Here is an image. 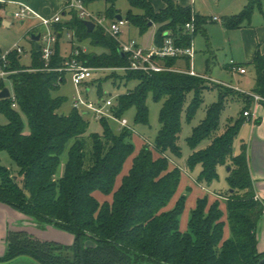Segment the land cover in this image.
<instances>
[{"label": "trees", "instance_id": "1", "mask_svg": "<svg viewBox=\"0 0 264 264\" xmlns=\"http://www.w3.org/2000/svg\"><path fill=\"white\" fill-rule=\"evenodd\" d=\"M81 1L86 7L103 1L106 4L103 15L111 21L121 14L117 0ZM163 1L165 6L157 11L150 0H128L130 7L124 18L141 34L149 30L150 22L157 24L154 38L157 45H162L170 36L177 45L187 47L198 32L205 33L206 16L174 0ZM263 2L249 0L239 13L224 17V26L234 29L250 25L255 8L261 9ZM65 12L70 18L53 24L58 41L48 64L51 69H45L42 52L35 49L33 40L31 66L21 63L22 54L17 51L8 55L7 69L13 71L9 80L17 107H13L11 98H0V114L7 119L6 123L0 122V150H6L19 169L18 179H14L15 173L0 164V202L31 217L38 225L49 224L67 230L74 239L71 244H64L40 240L25 231L9 230L0 264L23 256L37 264L260 263L264 252L258 249L257 226L264 214V201L256 198L246 145H242L238 154L233 151L235 140L249 117L244 113L255 102L253 95L264 98V55L260 49L251 63L256 72L252 93L238 92L230 86L223 90V85L212 84L207 77L190 74L189 60L187 69L181 70L176 66L178 57L162 59L159 63L165 69L161 71L129 68L123 72L112 71L105 79L113 78L114 83L117 80L126 84L136 82L111 107L116 117L134 107L135 121L146 124L149 96L162 102L160 127L153 147L144 144L115 190L117 177L135 151L132 130H115L109 118L104 117L99 120L102 132L89 133L87 112L74 107L68 114L61 112L66 99L53 92L66 80L67 74L56 69L66 59L76 57V49L80 51L76 58L94 68L129 67L131 55L122 52L119 40L102 25L96 24L93 31H88L76 9ZM192 21L194 30L190 32L186 24ZM69 32L73 34L69 40L72 50L65 56L61 53L60 40ZM87 40L105 51H82L80 45ZM2 53L0 49V57ZM5 87V80L0 79V92ZM214 87L219 89L218 100L207 106L205 118L187 138L192 149L188 167L199 166L196 182L209 185L218 179L219 165L230 166L229 190L221 194L225 197L231 232L226 239L219 200L209 203L207 196L199 197L191 209L188 229L184 231L180 228V216L187 196L180 195L174 206L167 209L181 182V170L178 166L171 167L169 153L181 154L183 117L191 122L203 103L204 90ZM233 92L240 94L246 106L222 128L221 115L227 97ZM190 93L192 97L188 100ZM206 139L208 145L198 148ZM65 151L64 172L57 176ZM96 191L113 194L112 201L100 202ZM88 240L95 246H86Z\"/></svg>", "mask_w": 264, "mask_h": 264}, {"label": "rangeland", "instance_id": "2", "mask_svg": "<svg viewBox=\"0 0 264 264\" xmlns=\"http://www.w3.org/2000/svg\"><path fill=\"white\" fill-rule=\"evenodd\" d=\"M153 6L160 7L161 0H150ZM190 2V0H188ZM243 0H195L193 3L196 4L197 13L207 16V22L205 23V33L198 32L193 38V45L196 51L194 58V68L198 73L210 74L214 80H218L223 83L230 84L231 87L238 86L239 89L252 92L255 87V77L256 72L254 67L250 63L248 58V51L251 46L256 42V37L260 42V47L264 45V2L262 8H255L251 24L245 26L243 30L240 28L228 29L230 34L227 35L224 29H227L224 24V28L220 24L208 15L213 13L220 14L223 16H231L233 14L239 13L244 6L248 3L247 0L244 6H240ZM62 0H21V1H10L6 0L0 2V49L3 53L10 51L17 44L24 47L26 52L21 55V63L25 66H31L33 62L32 50L34 43L31 39L32 33L47 34L49 31L54 30L52 27H46L40 24V20L36 17H30L25 20L16 18L14 13L20 9L21 3H26L34 8L31 4H35L34 10L44 17L53 16L60 8ZM194 4L192 6L194 7ZM117 7L120 9L121 14L124 16L129 9L130 5L128 0H117ZM88 10L97 16L104 17V2L99 1L93 5L87 6ZM62 19L68 15H61ZM3 19H8L11 24L8 26L4 23ZM68 20V19H64ZM111 19L105 20V24L110 23ZM223 22V20H222ZM151 30V29H150ZM121 39L135 38L136 40L143 41V43H150L151 32L147 30L144 34H141L137 28L129 23L122 26ZM208 39V40H207ZM63 52L70 50L71 45L64 44L66 40V35L63 36ZM258 43V42H257ZM75 47V46H74ZM82 51L101 53L105 50L102 47L92 46L90 41H84L80 45ZM234 59L239 63H243L247 66V75H234L232 70L229 68L230 60ZM190 62V66H191ZM177 66V64H176ZM94 68V67H93ZM112 71L123 72V69H108V68H95L93 71V76L86 81V84L77 87L72 81V75L70 73L66 74V80L60 85V87L53 92L54 95L64 96L66 101L63 103L61 109L64 113L68 114L72 111L73 98L80 92L84 98L92 101L95 104L103 103L108 99L113 101V106L117 104V98L120 94L126 92L128 89L133 88L136 85L135 81L124 83L123 81L117 80L116 83L113 82V78L105 79ZM210 80V79H209ZM211 81V80H210ZM212 84L218 83L211 81ZM6 87L12 89V83L5 80ZM99 84L101 89L99 90ZM220 84V83H219ZM223 85V90H226L225 84ZM236 90V89H235ZM238 91V90H236ZM243 92V91H238ZM192 97V93L189 94L188 100ZM262 97V96H261ZM219 98L218 87L208 88L203 92V103L198 109L196 116L191 120L187 121L185 116L183 117L182 133L179 140V145L181 147V154L179 156L169 153L170 164L178 166L181 170V182L178 187L177 193L172 198L171 203L176 197L184 194L187 196L186 205L183 213L180 216V228L182 230L188 229L189 216L191 209L196 202L200 191L196 190L195 186L191 185V180L196 183L197 176L200 172V167L196 166L193 169L188 167V158L191 155L192 149L187 142V138L191 135L192 130L197 126L201 120L205 118L206 108L213 102L217 101ZM264 101L260 100L259 103ZM147 105L149 109L148 123H139L135 121L136 110L134 107H130L124 111L120 118H126L128 121V126L132 130V141L135 146L134 153L127 159L124 169L131 162L132 157H134L145 143H148L153 147L155 139L160 127L159 114L162 106V102L155 101L151 96L147 99ZM246 106L245 100L237 92L230 93L227 97L226 107L221 115V127L224 128L225 125L233 118H237L244 107ZM111 109V107H110ZM254 109V104L250 107V110ZM90 124L88 132H98L101 133L103 128L99 120L93 119L91 114L87 113ZM25 118V117H24ZM119 118V117H117ZM110 125L115 130H120L118 120L109 119ZM253 121V118L251 119ZM26 121V118H25ZM0 122L6 123L7 119L0 114ZM247 128V127H246ZM28 129V126L27 128ZM248 131V130H247ZM246 129H242L238 138L235 140L233 151L234 153H240L242 145L241 139L245 132L248 133ZM247 142V141H246ZM209 140H203L198 148L206 147ZM248 143V142H247ZM157 156V155H156ZM67 159V151L62 155L61 164L58 168L57 176H61L64 172V165ZM0 164L8 168L11 172L15 173L16 179H18V166L10 157L6 150H0ZM229 165H219L218 166V179L214 180L211 184H204L206 189L204 196L208 197L210 201L215 194H224L229 190L228 175H229ZM123 169V170H124ZM123 172V171H122ZM120 176V175H119ZM191 179V180H190ZM197 184V183H196ZM190 187V189H188ZM106 199H111L106 198ZM100 202H103V198H100ZM170 203V204H171ZM222 205V210L224 212V231L226 228L227 234L231 236L230 227L227 217V209L223 205V201L220 200V206ZM33 220V219H32ZM264 226V224H263ZM262 226V227H263ZM261 223L259 224V229L262 228ZM12 231H25L29 235L36 237L40 240H54L64 244H71L73 242L74 236L67 230L60 229L53 225H29L28 227L11 228ZM6 251V250H5ZM4 251V253H5ZM3 253V254H4ZM2 254V255H3ZM8 264H37L35 261L28 257H19L16 260Z\"/></svg>", "mask_w": 264, "mask_h": 264}, {"label": "built area", "instance_id": "3", "mask_svg": "<svg viewBox=\"0 0 264 264\" xmlns=\"http://www.w3.org/2000/svg\"><path fill=\"white\" fill-rule=\"evenodd\" d=\"M3 1L5 0H0V2ZM68 6L69 9L71 8L76 9L81 18L92 20L95 22V24L102 25L110 33L111 36L119 40L122 52L130 53L131 55V65L129 67L121 68L123 70L129 68V69L144 70V71H161L164 70L165 68L159 62L166 57H178V58L186 57L190 61L194 58L195 50L193 47V42L191 43L190 46L187 47L179 46L174 42V39L172 37L167 36L164 39L162 45L154 44L149 48H145L141 46L135 39H130L128 41H123L121 39L120 36L122 34V26L128 23V21L124 17L122 20L115 19L114 21L105 24L106 18L93 14L91 11L88 10V8L84 5V3L81 0H70ZM14 16L22 20H25L30 17H36L40 20V24L48 28L52 27L54 23L62 20L61 16L59 15H56L54 17H44L26 3L20 4V9L14 13ZM215 19H217V17ZM186 28L190 32H192L194 30V22L192 21L187 23ZM67 37L69 40H72L73 34L69 32L67 33ZM57 41H58V35L54 30L49 31L47 34H41L40 50L42 52V58L44 59L46 64L45 69H51L48 67V64L50 63L51 58L54 54L55 44ZM11 51H17L19 54H23L24 52H26V50L22 45L17 44L10 51L2 53L0 57V79L7 81H10L9 76L13 73V71L7 69V66L10 64L8 60V55ZM79 53L80 51L77 49L74 51V55L76 57L79 55ZM76 57L66 59L64 64L61 67L57 68L56 70L70 73L72 75L73 83L77 87H80V85L86 83V81L93 76V71L95 70V68L84 65ZM156 58L159 61H156L155 60ZM232 64L234 65V61H232ZM233 68L237 69L240 73L247 72V69L245 67H241V66L237 67L236 65H234ZM188 72L192 75L203 76L201 74L196 73L191 68ZM207 78L213 82H218L210 77ZM10 90H11V96L9 98L13 100V107H17L13 88ZM253 96L255 98L256 103L264 99L263 97L256 94H254ZM72 105L74 108H77L84 113L86 112L92 113L93 117L97 120L107 117L111 120L112 119L118 120L120 129L129 128L128 121L126 118H117L113 114L112 110L110 109V107L113 106V101L111 99H108L103 103L95 104L92 101H89L86 98H84L83 95L80 92H78L77 95H75L73 98ZM244 114L246 116L251 115L250 111H245ZM256 198L259 199L257 195Z\"/></svg>", "mask_w": 264, "mask_h": 264}, {"label": "crops", "instance_id": "4", "mask_svg": "<svg viewBox=\"0 0 264 264\" xmlns=\"http://www.w3.org/2000/svg\"><path fill=\"white\" fill-rule=\"evenodd\" d=\"M10 1H21V0H10ZM174 1H176L177 3H179L182 6L192 7L193 11L195 13H197V11H196L197 10V7H196L197 3L196 2H195V4L193 3L195 0H190V2L188 0H174ZM69 2H70V0H62L59 10L53 16H49V17H54L56 15L61 14L63 16L68 15L65 18L69 19L70 18L69 14H66V12H65L66 10L69 9V6H68ZM246 2H247V0H243L239 7L244 6L246 4ZM95 3H93V4H95ZM5 4H6V0H5ZM93 4H91V5H93ZM192 4H194V7L192 6ZM31 5L35 8V4H31ZM164 6H165V2L163 0H161L160 7H156L155 9L158 11L161 8H163ZM105 8H106V4L104 3V10H105ZM42 16H44V15H42ZM216 17H217V19H215ZM208 18H211L214 21L218 22L220 24V26H222L224 28V26L222 24L223 23L222 22L223 16H221L220 14L213 13L212 15H208ZM64 19H62V20H64ZM3 20H4V23L6 25L9 26L11 24V22L8 19H3ZM157 28H158L157 24H152L149 28V31L151 32L150 43H143V41L136 40L135 38H128V39H124V40L122 39V40L128 41L130 39H135L141 46H143L145 48H149L155 44L154 38H155ZM244 28H246V27L243 26L240 29L243 30ZM137 30H138V28H137ZM224 30H225L227 35L230 34V31L228 29H224ZM62 38H61V40H62ZM61 40H60L61 53L66 56L67 54H69L71 52L72 48H70V50L67 52H63V42ZM66 40L67 41H65L64 44H68L70 46V42H69L67 35H66ZM260 45L261 44H260L258 38L256 37V42L254 43L253 46L250 47V49L248 51V58L250 59L249 60L250 63H252L255 52L257 51L258 48L260 49L261 53L264 55V45H262V48L260 47ZM193 47H194V45H193ZM195 55H196V51L194 54V58H195ZM194 58L191 61L186 57L180 58L177 62V67L179 69H187V65H188L187 62L189 60V63L190 62L192 63L190 68L193 69L196 73H198L194 68ZM232 61H234V65H236L237 67L241 66L243 63H239V62L235 61L233 58L230 60L229 68L232 70L234 75H237V74L247 75L248 74V69H247L246 65L241 66V67H245L247 69V72L246 73H240L237 69L233 68L234 65L232 64ZM198 74H201V73H198ZM201 75H203L205 77H210L213 79V77L210 74L202 73ZM216 81H218V80H216ZM218 83L229 85L231 87V85L227 84V83H223L220 81H218ZM232 88L236 89L238 91H243L246 93H252L249 91H245L243 89H239L238 86H236V87L232 86ZM72 107H73V105H72ZM249 111H250L251 115L247 118L246 122L243 124V126L241 128V130L244 128L246 129V131L248 130L247 131L248 133L246 134V132H245L244 136L242 137L241 145L245 144L246 148H247V158H248L250 173H251V177H252V181H253V185H254L256 195L258 196V198L260 200L264 201V105L262 103H259V102H257V103L254 102V109L249 110ZM61 112H63L62 109H61ZM88 114H91V116L93 117L92 113L88 112ZM252 118H253V121L251 120ZM93 119H95V118L93 117ZM95 120H97V119H95ZM240 133H241V131H240ZM235 154H238V153H235ZM133 158L134 157H132L131 162L126 166V168L125 169L123 168L124 170H123V172H121L120 176L117 177L116 184H115V190L120 186L123 176L126 175L129 172L130 168L132 167ZM174 166L175 165L171 164V167H174ZM190 183H191V185L195 186L196 190L202 192L199 194L198 198L202 197L206 191V189L204 188V185H200L197 182H196L197 183L196 184L193 180H191ZM95 196L97 197V199L99 201H101L100 198H103L104 201L105 200L112 201L113 194L104 195L100 191H96ZM107 197L108 198L111 197V199H106ZM178 198L179 197H176L172 203L170 202L171 204L169 203V205L167 206V209L173 207ZM215 200H219V201L222 200L223 205L226 207L225 197H223L221 194H215V196L210 199L209 203H212ZM195 205H196V202H194L193 207H195ZM221 208H222V205H221ZM260 223H261V227H262L264 224V214L261 217V219L258 223V226H257L258 249L260 252H264V226L259 229ZM34 224H37V223L35 221H33L31 217H29V216L25 215L24 213L12 208L11 206H9L7 204L0 202V255H2L4 253V251L6 250V238H7V234L9 232V230H12L11 228L17 229V228H20V226L21 227H28L29 225H34ZM184 230H186V229H184ZM228 237H229V233L227 234V231L225 228L224 239H226Z\"/></svg>", "mask_w": 264, "mask_h": 264}, {"label": "water", "instance_id": "5", "mask_svg": "<svg viewBox=\"0 0 264 264\" xmlns=\"http://www.w3.org/2000/svg\"><path fill=\"white\" fill-rule=\"evenodd\" d=\"M123 15L122 14H117L115 19L117 20H122L123 19ZM84 24L87 26L88 31H93L96 27V24L94 21L92 20H88V19H84ZM153 23L150 22V26ZM31 39L35 42V49L36 50H40L41 46H40V39H41V33H32L31 34ZM11 96V90L9 87H5L1 92H0V98H9ZM230 169V167H229ZM14 179H16V176L13 177ZM233 190V189H232ZM86 246H95V243L92 240H88L86 241ZM264 263V258L260 261V263L258 264H263Z\"/></svg>", "mask_w": 264, "mask_h": 264}]
</instances>
